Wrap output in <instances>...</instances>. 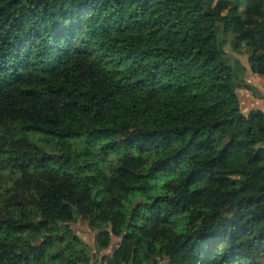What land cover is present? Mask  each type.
I'll use <instances>...</instances> for the list:
<instances>
[{
    "label": "trees",
    "instance_id": "trees-1",
    "mask_svg": "<svg viewBox=\"0 0 264 264\" xmlns=\"http://www.w3.org/2000/svg\"><path fill=\"white\" fill-rule=\"evenodd\" d=\"M227 46L264 78V0H0V264L89 263L78 218L121 239L102 264H264Z\"/></svg>",
    "mask_w": 264,
    "mask_h": 264
},
{
    "label": "rangeland",
    "instance_id": "rangeland-1",
    "mask_svg": "<svg viewBox=\"0 0 264 264\" xmlns=\"http://www.w3.org/2000/svg\"><path fill=\"white\" fill-rule=\"evenodd\" d=\"M226 52L232 55H235L230 46H227L225 48ZM244 54H236L235 56L239 58L240 63L244 62L247 63V55ZM258 87V88H257ZM257 87L255 88L257 92H247L246 89H240L238 91L239 95H242L241 105L242 110L244 113L250 112L253 108H256L260 106H264V87L262 84L257 83ZM258 99V100H257ZM259 99H263L259 101ZM262 109V107H259L257 110ZM9 180V175H5V177L0 180V186H5L6 181ZM241 179L240 178H233V183L235 185H239ZM71 228L74 230V233L81 239L83 244L87 248V254L89 256V263L87 264H102L103 259L105 257H110L112 255L113 249L118 246L120 243V238L113 237L112 238V244L107 249H99L97 244V236L99 234V231L93 227L90 226V224L82 220L81 218H78L74 223L71 224Z\"/></svg>",
    "mask_w": 264,
    "mask_h": 264
},
{
    "label": "crops",
    "instance_id": "crops-1",
    "mask_svg": "<svg viewBox=\"0 0 264 264\" xmlns=\"http://www.w3.org/2000/svg\"><path fill=\"white\" fill-rule=\"evenodd\" d=\"M238 60H239V58L238 57H236ZM240 61V60H239ZM241 64L247 69V72H246V75H245V78H244V80H245V82L247 83V84H249V85H251V86H253V87H257V83H260V84H262L263 85V87H264V78H260V77H258V76H254V75H252L251 74V72H250V69H249V65H248V60H247V63L245 64L244 62H241ZM258 88V87H257ZM247 92H249V93H251L252 91H250V90H246ZM242 95H240V99L242 100ZM258 100V99H257ZM261 100H263V99H259V101H261ZM264 102V101H263ZM264 105V104H263ZM259 107H262V109H260V110H262V111H264V106H262L261 104H260V106H258V107H256V108H253L252 110H254V109H258Z\"/></svg>",
    "mask_w": 264,
    "mask_h": 264
},
{
    "label": "water",
    "instance_id": "water-1",
    "mask_svg": "<svg viewBox=\"0 0 264 264\" xmlns=\"http://www.w3.org/2000/svg\"><path fill=\"white\" fill-rule=\"evenodd\" d=\"M220 25V24H219Z\"/></svg>",
    "mask_w": 264,
    "mask_h": 264
}]
</instances>
